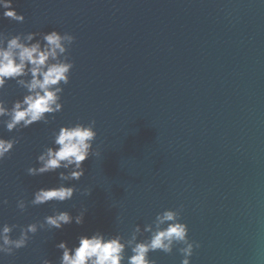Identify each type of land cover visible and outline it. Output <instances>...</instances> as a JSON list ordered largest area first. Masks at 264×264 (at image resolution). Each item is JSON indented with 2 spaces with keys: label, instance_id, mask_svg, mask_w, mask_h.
Wrapping results in <instances>:
<instances>
[{
  "label": "water",
  "instance_id": "water-1",
  "mask_svg": "<svg viewBox=\"0 0 264 264\" xmlns=\"http://www.w3.org/2000/svg\"><path fill=\"white\" fill-rule=\"evenodd\" d=\"M22 23L0 17L15 35L57 30L75 37L74 67L62 110L19 136L0 161V223L27 225L52 204L16 208L57 173L29 176L61 125L96 121L100 156L84 162L72 200L56 207L84 222L38 230L0 264H58L66 241L101 231L127 238L132 227L182 205L190 264H264V0H13ZM24 90L9 81L11 101ZM90 195H82L83 189ZM18 230L14 231L16 235ZM147 235V234H145ZM149 253L156 264L181 254Z\"/></svg>",
  "mask_w": 264,
  "mask_h": 264
},
{
  "label": "clouds",
  "instance_id": "clouds-1",
  "mask_svg": "<svg viewBox=\"0 0 264 264\" xmlns=\"http://www.w3.org/2000/svg\"><path fill=\"white\" fill-rule=\"evenodd\" d=\"M0 17L22 23L23 14L16 11L13 0H0ZM75 37L68 32L50 30L27 32L15 35L0 31V126L7 132L28 128L34 124L48 125L55 114L62 110V94L68 85L74 61L69 49ZM12 81L23 89V95L9 102L2 92ZM96 121L61 125L51 131V144L42 148L35 157V166H29V176L57 173L58 183L40 187L33 191L32 198H18L16 208L24 212L28 206L52 204L51 214L42 221L27 225L0 223V256H12L25 248L38 230L61 229L64 225L84 222L86 209L81 208L75 216L70 211L56 207L72 200L79 191L73 181H79L85 173L84 162L89 157H99V146L93 147L97 132ZM19 143V136H0V161L9 156ZM83 189L82 195H90ZM7 200L0 204H7ZM180 208L165 209L141 227H132L127 238L120 233L108 234L101 231L80 234L71 247L60 241L55 247L60 250L58 264H156L149 253L172 252L173 247L181 254L180 264H190L193 249L198 242L188 238V227L181 222ZM18 230L16 235L14 231ZM147 234V235H145ZM41 264H52L46 258Z\"/></svg>",
  "mask_w": 264,
  "mask_h": 264
}]
</instances>
